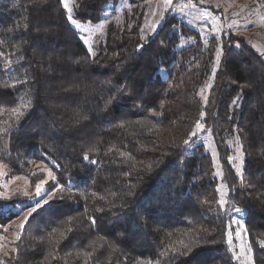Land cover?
<instances>
[{"label": "trees", "instance_id": "obj_1", "mask_svg": "<svg viewBox=\"0 0 264 264\" xmlns=\"http://www.w3.org/2000/svg\"><path fill=\"white\" fill-rule=\"evenodd\" d=\"M119 1L75 0V17L97 23ZM67 16L61 0H0V160L33 183L42 179L36 163L56 177L55 195L25 222L6 264H240L224 248L229 219L217 206L212 158L184 143L197 121L211 129L229 199L245 210L248 245L264 264L263 59L243 38L224 37L204 104L216 39L205 45L169 16L143 40L136 7L108 26L93 58ZM182 38L195 42L181 47ZM29 89L34 107L18 117ZM123 98L131 105H118ZM234 137L242 178L229 159ZM25 202L0 198V237Z\"/></svg>", "mask_w": 264, "mask_h": 264}, {"label": "rangeland", "instance_id": "obj_2", "mask_svg": "<svg viewBox=\"0 0 264 264\" xmlns=\"http://www.w3.org/2000/svg\"><path fill=\"white\" fill-rule=\"evenodd\" d=\"M136 3L133 6L130 0H120L117 4H108L104 8L100 21L92 23L77 20L74 13L75 0H69V7L73 9L71 13L73 19L77 23L86 26L89 31L82 32L76 29L71 22L70 24L79 32L82 42L91 55L93 52L96 54L98 46L105 40L108 26L112 23H122L126 14H130L136 7L143 14V25L140 33L143 40L154 36L169 16L177 17L191 29L199 32L205 45H208L211 39H216L217 46L211 76L200 90V96L204 104L206 103L205 97L207 99L209 97L215 73L220 66L223 55L222 44L224 43V37L231 34L243 38L264 61V0H204L203 3H201V0H173L171 6L167 5L165 0H136ZM100 25H103V28H100ZM153 26H155V32L151 30ZM194 42L195 40L193 38H182L181 47L188 46ZM217 51H220L219 58L216 55ZM117 104L131 105L126 98L121 99ZM195 132L197 135L196 137H192V140L197 141V144L194 147L203 146L206 153L212 158L215 169L216 188L218 191V209L222 210L229 219V239L224 245V248H227L233 255L234 260L240 264H252V261H254L253 254L252 250L250 253L248 251V237L245 231L246 213L243 209L240 213L234 211V208L237 207L229 199V191L224 180V172L211 129L206 128L205 131L195 129ZM229 145L233 152L231 157H238L235 160L230 159V163L233 165L237 174L239 168L238 175L242 178L245 156L243 151L242 153L237 152L240 142L239 140L237 142V137H234L229 141ZM241 155L243 157L242 164L239 159ZM49 171L54 175L50 166L44 163H36L33 167V174L42 176V179L33 183L27 176H11L6 165L0 160V198H10L12 196L25 198L26 202L23 204V207L18 206L15 210L17 209V212L20 209L27 211L26 204H31L36 199H41V197L35 196L37 183L41 180L47 181L42 186V197L49 193V190L51 191L48 185L53 180L48 176ZM25 192L29 195H24ZM221 198L227 201V203L221 205L219 203ZM44 205L42 204L41 207ZM22 219V214L18 215V218L3 228V235L0 237V264H6V258L13 250V244L20 233L18 226ZM229 240H231V243H229ZM242 249L243 251H241ZM236 256L240 258L237 259Z\"/></svg>", "mask_w": 264, "mask_h": 264}, {"label": "snow or ice", "instance_id": "obj_3", "mask_svg": "<svg viewBox=\"0 0 264 264\" xmlns=\"http://www.w3.org/2000/svg\"><path fill=\"white\" fill-rule=\"evenodd\" d=\"M204 0H201V3H203ZM61 3L63 4V7L67 10V13H69V15L67 16V19L73 24V26L76 28V29H79L80 31L82 32H88L89 29L84 26V25H81L80 23H77V21L75 19H73V16L71 15V13L73 12V9L71 7H69V0H61ZM165 3L169 6L172 5L173 3V0H165ZM15 7V5H13ZM100 28H103V25H100L99 26ZM153 32H155V26H153V28L151 29ZM143 45H139L138 48H142ZM235 47L239 48L240 45L239 44H236ZM222 50V48H221ZM93 55V58H95V52L92 53ZM217 58H219V55H220V51H217ZM10 63V62H9ZM29 77H25L23 80L19 81L20 83H24V84H27L28 81H29ZM26 95L28 96V100L26 102H24L22 105H21V108L23 110H20L17 112V116L18 117H21V116H25L26 114H30L32 108L34 107V105L32 104V100H31V95H32V90L29 89V91L26 93ZM111 99V98H110ZM240 100V97L238 96L234 101H233V104L234 105H237L238 106V102ZM110 102V100H109ZM205 102H207V97H205ZM108 103V102H106ZM16 111V110H14ZM207 115V113H201V119H203L205 116ZM83 120H87L88 119V116L87 115H84L82 117ZM79 119L77 120V123H79ZM196 129L199 130V131H205L206 130V126L205 124L201 123L200 121H197L196 125H195ZM190 135L192 137H196L197 133L196 132H192L190 133ZM239 138H237V142H238ZM185 145L187 146L188 149H193L194 146L197 144V141L195 140H185ZM237 152L238 153H242V145H238V148H237ZM124 154L121 153V156H123ZM238 157H230L229 159H237ZM84 159L87 160L88 159V156L87 154H85L84 156ZM240 159V162L241 164L243 163V157L242 155L239 157ZM92 163H95V161H91ZM148 169L150 170L151 169V165H148L147 166ZM238 174H239V168H238ZM48 176L50 179H52L53 181H55L56 177L54 175H52L51 171L48 172ZM47 181L45 180H41L39 183L36 184V192H35V196L36 197H41V199H36L34 201V203H31V204H26L25 207L27 208V211H25L24 209H20V211L18 213H16L17 215H21L23 216V219L21 220V223L19 224V229L20 230H23L25 228V222L28 221L29 217H32L33 216V213H35L37 211V209L39 207H41L42 204H48L49 203V200L52 199V196L55 195L54 192H51L49 190V193H47L45 196L42 197L41 195V190H42V186L46 183ZM24 195H29L27 192L24 193ZM219 203L221 205H224L227 203V201H225L223 198L220 199ZM234 211L237 212V213H240L242 212V209L240 208H234ZM90 221H91V224L92 225H95L96 224V220L92 217L89 218ZM17 239H19V236H17ZM94 243V242H93ZM229 243H231V240H229ZM243 251V249L241 250ZM249 253L251 252V248L249 247L248 249ZM237 259H239L240 257L239 256H236ZM249 259H251L249 257ZM252 264H255L254 261H252Z\"/></svg>", "mask_w": 264, "mask_h": 264}]
</instances>
